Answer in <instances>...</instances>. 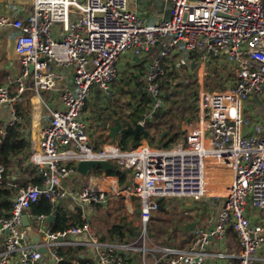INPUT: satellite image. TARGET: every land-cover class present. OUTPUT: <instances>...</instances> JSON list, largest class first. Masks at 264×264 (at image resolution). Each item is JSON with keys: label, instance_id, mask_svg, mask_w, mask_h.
<instances>
[{"label": "built area", "instance_id": "1", "mask_svg": "<svg viewBox=\"0 0 264 264\" xmlns=\"http://www.w3.org/2000/svg\"><path fill=\"white\" fill-rule=\"evenodd\" d=\"M132 1L32 0L31 12L24 18L16 13L0 14V29L17 34L13 50L21 66L17 78L0 85V108H7L12 118L6 127L18 120L16 108L26 91L56 87V70H71L73 82V89L61 90L58 109L45 106L47 122L39 132L37 148L29 155L28 163L41 184L17 188L9 216H0V264H41V247L49 252L52 264H59L58 250L71 244L68 237L81 234L88 241L76 245L94 248L99 264H131L122 255L127 250L141 257L142 264H205L209 258H225L209 253L208 244L211 237L223 241L229 231L238 240L236 264H256L257 252L264 248V224L252 223L246 210L250 206L264 213V119L250 124L243 117V107L256 98L264 110L260 100L264 91V0H158L168 7L158 19L140 13L139 8L131 9ZM56 28L59 36L54 33ZM156 48L145 75L146 92L154 103L150 112L162 106L158 79L174 52L188 59L199 55L201 66L222 57L235 83L199 93L198 117L181 125L186 144L165 149L143 142L130 150L117 145L95 148L84 119L91 89L97 87L110 98L119 56L141 57ZM3 132L0 129V135ZM80 161H107L130 172L129 182L111 193L139 200L142 228L138 239L145 236L159 200L199 201L207 196L210 164L232 175L214 228L193 230L191 244L158 248L155 251L160 255L147 262L148 250L137 241L132 245L100 243L88 224L53 233L45 216L29 214L41 197L52 207L64 198L62 182L76 173ZM3 171L0 164V180ZM100 178L105 180L107 175ZM107 192L88 181L78 198L91 210L107 201ZM23 212L45 236L43 243L30 239L22 225Z\"/></svg>", "mask_w": 264, "mask_h": 264}, {"label": "crops", "instance_id": "2", "mask_svg": "<svg viewBox=\"0 0 264 264\" xmlns=\"http://www.w3.org/2000/svg\"><path fill=\"white\" fill-rule=\"evenodd\" d=\"M137 1L139 2L137 3ZM156 1L158 3H156L157 6H160L158 0H134L130 3V7L133 10H137L139 5H144L145 2L153 4V2ZM31 4L32 0H0V14L11 15L16 13L18 18H24L31 12ZM164 14V12H158L156 10L154 11L152 17L158 19ZM54 33L59 36L60 33L58 28L55 29ZM16 35V32L9 28L0 29V85H5L8 81L14 80L19 76L21 71L18 56L13 50ZM157 52L158 50L156 48L149 55L141 57H134L131 53H125L119 56L117 61L116 78L111 84V97L108 98V103L115 104V101H128L130 103L126 104L127 108H129L128 110L135 109L136 111L142 107L143 98H148L149 96L146 92L145 83L147 67L150 58ZM189 59L179 52H174L172 56L165 61L163 66L164 75L158 79L159 82H166L171 86V88H174V82L170 78L173 77V73L178 69L179 65L184 64L186 61H190L189 69L192 72V75L194 77L196 76L195 73L199 75V92L204 90L205 87L202 71L205 67H201V64L197 61L196 56L192 57L190 60ZM192 63L196 64L193 70L190 68ZM229 70V74L225 77H228L230 82L233 84L235 83V75L231 72L232 70L230 67ZM55 74L56 87L54 89L41 90L38 92L30 89L26 91L23 101L20 103L22 104L26 100L30 103L29 124H22L19 126L20 133L19 139L17 140L22 141L24 147L21 153H17L14 157L9 159L11 162L7 163L0 180V190L11 192L8 197L10 202L15 195L16 189L19 186L29 184L32 180L33 167L28 163V159L31 151L37 148L39 143V132L47 122L48 115L45 106H48L53 110L58 109L60 107L59 98L61 90L64 88L70 90L73 89L71 70H56ZM206 78L209 79V76ZM205 85L206 87L209 86L207 84ZM179 94L180 96H185L183 92H180ZM128 97L130 99H127ZM121 98L125 100H122ZM106 99L107 98H105L104 94L97 87H93L88 99V101H91L92 103V112H84V119L87 124L89 140L97 149L106 145H119L114 144V142H111L110 139H105L103 136L105 131L101 130V128L97 126L98 121L96 119V112ZM252 100L259 110H263L258 99L254 98ZM160 108L154 112H150L151 109H146L145 112H141V114H150V121L155 123V125H152L149 122L151 125L148 132L150 136L153 135L152 138L154 139V145L151 146V148H169L173 146L175 140H177V143L183 144L181 134L185 135V133L182 130L181 125L184 121L198 117V97L196 99H192L190 103L188 102L187 107L184 106V108H182L183 112H175L177 110H175L173 106H166L163 102ZM159 110H162L161 114L163 115H161L158 119H154V117L158 115ZM254 114L253 118H255V122L263 121V112H257ZM11 120V114L8 109L0 108V129H4V132L0 135V137L3 136L9 128L6 127V124ZM17 121L10 127H14L17 124ZM141 140H147V137L145 139L140 137L139 143ZM101 174L102 169L98 172H94L93 169L86 177H80L75 173L64 180L61 188L65 193V196L56 203L55 207L63 209L68 216H76L83 221L84 224H88L92 234L100 243L132 245L138 240V238L135 237V233L139 230H137V223L130 222L129 219L124 216V213H122V209L133 208L134 216H137L138 218L139 215L137 214V211L140 210L139 200L137 198H124L123 195L111 193L116 188H122L119 184L118 178L115 176L108 177L106 174L107 179L102 180L100 178ZM126 174H128V177L125 184H127L130 180V172L127 171ZM231 175L232 174L229 170L217 168L210 164L207 174V196L205 198L199 201H194L188 198H170L160 200V209L156 213L160 214V219L166 222L168 221V223L171 224L169 230H160L163 231L161 237L166 240L171 238L174 242L171 246H164L162 244L157 245L158 248H173L189 245L193 241V230L213 229L217 221L218 211L222 205L223 198L227 193V188L231 181ZM88 181H91L97 188L108 191L107 201L101 205L93 206L91 210L85 208L84 204L81 203L78 198L79 192ZM118 197L123 200L124 207H120V204L118 206L116 205L118 203ZM5 198L6 197H4L3 200H5ZM156 213L153 215L152 219L156 216ZM246 215L252 223L261 225L264 224V213L261 211L254 210L248 206ZM49 223L46 222V225ZM192 224H197L196 228L193 230L188 232L179 230L180 226ZM114 225H119L123 228L124 241L112 239L108 234V230ZM27 233L32 241H34L35 238H39V242L43 243L45 240L43 233L36 228V225L32 221H30V229H27ZM66 241L71 244L60 248V250L65 252L70 264H99L98 253L94 248L84 245H76L78 243H85L88 241V237L85 234L77 236L72 235L68 237ZM1 251L2 242L0 239V252ZM68 251L71 253L69 254ZM208 252L211 254H224L225 258L222 260L209 258L205 261V264H236V256L239 252V245L235 234L232 231H229L223 241L216 239L215 237H211L209 239ZM154 254V257L160 255L159 252L156 251ZM122 255H124L125 260L131 264H142L141 257H138L137 254L131 250L122 251ZM152 259V255H148L146 256L145 261L151 262ZM16 264L19 263L16 262ZM41 264H52L49 252L46 251V253L42 255ZM256 264H264V248L257 252Z\"/></svg>", "mask_w": 264, "mask_h": 264}, {"label": "rangeland", "instance_id": "3", "mask_svg": "<svg viewBox=\"0 0 264 264\" xmlns=\"http://www.w3.org/2000/svg\"><path fill=\"white\" fill-rule=\"evenodd\" d=\"M197 61L200 63L199 55L197 57ZM201 67H205L204 70L202 71V76L204 78V87H205L204 90L209 89L212 91H217V90L225 88L227 85L230 84V81L228 80V78L225 77L226 75L229 74V71H230L229 64L226 63L222 57L217 58V59H212L210 64L207 63L205 64V66H201ZM195 75H196L195 77L192 75V72L190 71L189 65L187 64V62H184V64L179 65L178 69L173 73V77L170 78L174 82L173 84L174 88L173 87L171 88L170 85L167 86L163 90L160 88L161 95L159 99L161 100V102H163V104H165L166 106H170V105L173 106L175 110H181L182 108H184V106L187 107L188 102L190 103L192 99H196L200 93L199 85H198L199 75H197V73H195ZM207 76H209V79L206 78ZM213 81H215L216 84L213 83ZM217 82H220V84H217ZM205 84L209 86L206 87ZM221 86L223 87L219 88ZM180 92H183L185 94L186 99H185V96L184 97L180 96L179 94ZM127 99H130V98L128 97ZM122 100H125V99H122ZM148 100L151 102L152 98L148 96ZM260 100L263 103V107H264V91H263V94L260 96ZM120 102L115 101V105H117L119 108L123 107L124 105ZM91 106H92L91 101H88L85 111L92 112ZM125 109H129L127 108L126 104H125ZM161 111L162 110L158 111V115L154 117V119H158L161 115H163L161 114L162 113ZM257 112H263L264 114V110H259L255 106L253 100H251V102L246 101L244 103L243 117L246 118V120L250 124H253L256 121L255 118L253 117L255 115L254 113H257ZM150 123L152 124L151 121ZM152 136L148 137L149 142L147 140H141V143L143 142L150 147L153 146L154 139L152 138ZM114 144L116 143L114 142ZM175 144H177V140L174 141L173 145ZM119 198L120 197H118L117 199L118 203L116 205L118 206L120 204L121 205L120 207H124L123 200ZM122 210H123L122 213H124V216H126L130 222L137 223V227H138L137 230L140 231L142 228L141 221H140L139 216L138 218L137 216L136 217L134 216L133 208H130V209L124 208ZM160 218H161L160 214L156 213V216L147 223L146 232L144 233L145 236L137 240V245L139 247H142L144 245V247L148 250L147 256L152 255V258L155 256L154 252L158 248L157 245L162 244L164 246H171V244L174 242V240H172L171 238L166 240L161 237V234L163 231H160V230L161 229L169 230L171 224H169L168 221L167 222L163 221Z\"/></svg>", "mask_w": 264, "mask_h": 264}, {"label": "trees", "instance_id": "4", "mask_svg": "<svg viewBox=\"0 0 264 264\" xmlns=\"http://www.w3.org/2000/svg\"><path fill=\"white\" fill-rule=\"evenodd\" d=\"M228 78V77H227ZM229 80V78H228ZM230 81V80H229ZM213 83L216 84L215 81ZM217 84H220V82H217ZM159 88L162 90L165 89V87L169 86L166 82L161 83L159 82ZM223 86L219 87L222 88ZM149 100L148 98H143L142 100V107L139 109L141 112H145L148 108ZM183 112V110H177V112ZM185 112V111H184ZM16 116L18 117L17 124L14 127H9L5 134L0 137V164L5 168L7 166V163H10L12 157H14L17 153H21L24 147V144L22 141H17L19 139V126L22 124H29L30 119V103L26 100L22 104H19L16 108ZM155 125L153 122L152 125ZM151 124L148 123V126ZM149 129V127H148ZM149 135V134H148ZM150 136V135H149ZM147 136V141L148 137ZM140 141V138L136 139L133 142H130L128 139H122L121 141H118L116 144H119L118 146L122 150H130L132 148H135ZM149 142V141H148ZM26 148V147H25ZM32 180L29 182V184H25L19 187H26L27 185H33V186H39L41 184V180L39 176L36 173V170L32 168ZM101 168H95L94 172L100 171ZM108 176H115L119 180L120 186H125L126 180L128 177V174L124 173L123 171H109L107 172ZM18 187V188H19ZM11 192H7L6 190H0V216H9L12 201L10 202L8 200V197L10 196ZM14 195V194H13ZM5 200H3V198ZM160 209V204L159 208ZM29 214L36 215V216H45L48 218L49 216H53L52 221L47 225V228L50 229L53 233H60L64 232L66 230H69L70 228H74L76 226H81L84 224L83 221H81L78 217H70L68 216L65 211L61 208L52 207L50 202L45 199L44 197H41L35 204H33L29 210ZM108 234L112 239L118 240V241H124V232L123 228L119 225H114L108 230ZM70 254L71 252L68 251ZM59 256L62 258V260L59 262V264H70L68 261V258L62 250H58ZM124 256V255H123ZM66 258V260H65Z\"/></svg>", "mask_w": 264, "mask_h": 264}, {"label": "water", "instance_id": "5", "mask_svg": "<svg viewBox=\"0 0 264 264\" xmlns=\"http://www.w3.org/2000/svg\"><path fill=\"white\" fill-rule=\"evenodd\" d=\"M139 1H137L138 3ZM157 1L150 4L149 2H145L144 5H139V12L144 13L146 16H153L154 11L162 12L167 11L168 7L165 5L157 6ZM196 64H191V69L193 70ZM109 99L103 101L102 106L96 112V119L98 121L97 126L101 128V130L105 131L103 136L105 139H110L111 142L121 141L122 139L130 138V141L133 142L136 139L142 137L146 138L149 134L148 132V123L150 122L149 114H141V111L138 109H125V104H130L128 101L121 102L123 107L119 108L117 105L113 103H108ZM154 103L151 100L148 108L151 109ZM183 138V144L187 143L186 137L184 134H181ZM117 139V141H116ZM102 169V176H106L107 172L109 171H123L127 173V170L118 167L110 162L107 161H80L76 165V174L78 176L86 177L88 174L95 168ZM160 201V200H159ZM137 214H140V210L137 211ZM53 216H49L47 218V223L52 220ZM22 225L26 229H30V223L27 220V215L25 212L22 213ZM197 224L192 225H184L180 226L179 230L183 232H188L196 228ZM140 236V231L135 233V237ZM40 239L35 238L34 242L39 243ZM40 252L42 254L46 253L45 248H40Z\"/></svg>", "mask_w": 264, "mask_h": 264}]
</instances>
